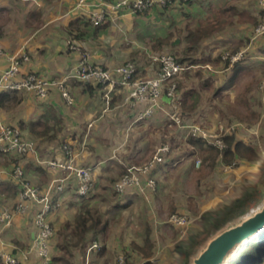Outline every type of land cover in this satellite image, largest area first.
I'll use <instances>...</instances> for the list:
<instances>
[{
    "label": "rangeland",
    "instance_id": "obj_1",
    "mask_svg": "<svg viewBox=\"0 0 264 264\" xmlns=\"http://www.w3.org/2000/svg\"><path fill=\"white\" fill-rule=\"evenodd\" d=\"M18 2L19 0L12 1L6 7L9 9L5 13H0V26H7L10 30L19 24L21 8ZM187 3L188 0L179 1L169 11L161 8L149 10L147 14L145 12L140 15L134 14L132 23L136 33H132L129 27L125 42L124 36L122 37L125 52H115L113 46L105 42V45H108H104L105 53L115 61L132 57L124 61L138 65L136 53L142 57V67L153 63L151 56L162 54L172 55L178 60L187 58L196 61L194 65L196 67L186 63L189 70L177 79V83L180 81L182 86L176 94V99L178 97L181 99L180 103H175L173 113L186 112L187 118L194 119L190 122H196L209 130H215L220 124L226 127L235 125L234 130L238 133V137L251 142L260 157L253 164L238 165L236 162L228 172L217 168L214 170L210 167V160L207 163L203 153L197 147L192 148L189 134L169 120L160 119L159 123L132 127L135 131L132 133L133 136L129 135L128 143H120L114 148L113 154L117 156L116 158L123 155L127 160L126 163L132 164L133 156L138 153L142 161L139 163L140 167H143L150 162L146 163L161 145L168 144L171 147V153L166 158V162L170 165L166 163L162 165V169L166 170L160 176H156L158 192L153 196L155 197L153 202L161 208L158 209L157 217L159 226H155L154 234L156 249L172 245L169 249H172L171 252H176L178 242L190 236L204 234L200 225L201 214L232 203L240 195L244 184H256L264 163V54L262 53L264 36L255 35L256 28L264 21L260 19L263 8L261 0H192L191 5ZM242 12H248L262 21L257 26L240 23L238 19ZM81 13L87 14L83 10ZM169 34L173 36L172 46L167 47L162 53H154L152 49L154 42L159 37ZM240 52L244 55V65L250 67L252 72L242 77L232 89L219 91L230 74V69L224 64L226 61H223L222 57L225 54L235 55ZM252 112L260 116L257 124H254V121L243 122V116L240 115L248 117L253 114ZM240 123L243 125L239 127ZM103 137L87 142L85 151L103 154L107 146L113 147L107 143L110 139L107 138V142H104ZM141 142L148 144L143 147L145 143L141 145ZM198 161L201 162L199 168L191 169L190 166L195 167ZM109 164L112 166L111 172H121L122 169L118 168L114 161H109ZM110 178L112 177L103 180L94 191L92 200L85 204L96 207L102 218L109 222L106 240L101 242L103 245H109L111 249V264H118L121 255L128 257L129 264H141L140 258L131 259L129 254H120V252H136L133 250L132 242L143 245L146 228L151 225L146 196L144 194L133 196V202L127 205L126 200L121 198L125 196L124 194L119 197L114 196V186L119 180L111 182ZM122 202L126 203L127 207L118 209L113 207ZM256 210H252L251 213ZM173 215L186 217L189 227L184 230L175 227L176 225L171 222ZM235 224L215 234L207 235V242L199 252L212 238ZM116 243L119 250L113 248ZM72 250L80 251L74 248ZM235 255L236 252L230 257ZM59 257L61 259L59 264H64L62 260L67 259L65 253H59ZM165 262L169 264L173 261L172 258L166 257Z\"/></svg>",
    "mask_w": 264,
    "mask_h": 264
},
{
    "label": "crops",
    "instance_id": "obj_2",
    "mask_svg": "<svg viewBox=\"0 0 264 264\" xmlns=\"http://www.w3.org/2000/svg\"><path fill=\"white\" fill-rule=\"evenodd\" d=\"M10 1L16 0H0V13H5L9 9H6V7L9 3L11 4ZM108 1L115 2L117 0ZM77 2L78 0H19L18 3L21 8L19 24L10 30L7 26H0V75L8 68L9 59L16 55L29 57V61L22 64L21 72L23 75L35 74L47 79L62 78L73 71L81 59L80 53L89 54L91 64L111 70L125 64L127 61L124 60L132 58L127 57L121 61H115L106 55L105 46H113L115 52H125L122 37L124 36L125 42L126 37L128 38L129 27L132 33H136L132 22L134 20L133 15L137 13L120 11L115 15V20L110 21L108 26L97 29V27L92 26L85 14L75 10ZM156 9L161 8L156 7L153 10ZM105 42L108 45H105ZM71 46H76L79 51L72 50ZM135 56L138 59L136 78L149 79L157 75L159 72L158 65L151 62L152 64L142 67V57L136 53ZM229 71L231 74V70ZM230 74L228 77H230ZM90 85L96 86L94 84ZM102 87V89H96L92 95L81 82L72 79L68 83V90L75 98V104L72 106L67 104L58 90L51 91L46 99L39 98L32 93L18 92L16 98L19 99V102L17 104L8 105L7 107L0 106V127L6 125L18 128L23 138L35 143L36 146L35 154L23 157L5 155L0 151V206L12 208L21 202L17 184L13 178V172L17 166L24 170L27 179L44 192L56 180H65L63 192H58L56 189L52 190L56 210L48 216V220L55 231V236L50 241L53 255L51 264L61 262L59 257L61 252H57L56 249L59 241L58 232L63 230L67 224L74 222L80 211L81 203L78 202L76 194L77 182L71 174L62 170H54L46 162L51 160L66 161L68 156L64 152V147L68 145L73 151L75 163L78 166L92 170L96 189L107 177H112L118 181L122 177V172H127L133 166L140 167L139 163L142 161H140V156L137 153L136 156H133V163L128 164L123 155L116 158L117 156L113 154L114 148L120 143H128L129 135L133 136L132 133L135 131L132 129L135 125L141 126L143 124L144 126L159 123L160 119H167L171 122L168 114H172L174 107H176L172 101L168 102L163 99V111L152 117L140 119L145 107H131L125 104V97L130 90L129 87L119 86L111 91L109 104H107L105 96L111 88L109 86ZM186 114V112L178 114L185 124H197L196 122H190L194 119L187 118ZM240 124H238L239 127L243 125ZM184 131L188 133L187 130ZM101 136H104L102 138L105 140L104 142H107V138L110 139L107 143L113 147L107 146L103 154L86 152L85 145L87 142H92L94 138L98 139ZM142 144L145 147L148 143L141 142ZM152 159L153 157L146 163ZM109 161H114L116 166L122 169L121 172H111L112 166ZM166 161L165 158L164 163L170 165ZM163 164L158 165L150 173V177L156 180L157 187L153 191L148 190L145 198L150 208L148 216L149 223L152 225L149 226L153 231V239L156 232L155 226H159L157 217L161 209L153 202L155 198L153 196L158 192L156 176H160L166 170L165 168L162 169ZM190 167L191 169L199 168L197 166ZM215 168L228 172L232 165L225 164L222 157L219 156L214 170ZM124 195L121 198H124L127 205H129L133 202V196L142 194L136 188H129ZM123 203L115 204V206H125L126 203ZM115 206L113 207L115 208ZM37 210L38 207L31 204L29 211L22 216H17L11 227L7 228L0 225V252L14 255L19 260V264H43L35 251L28 252L34 243L36 233L34 216ZM175 227L184 230L189 225ZM101 241L103 239L95 242L102 244ZM104 245L106 246V244ZM117 247L118 243L113 246L115 250H119L120 248ZM171 247L172 245H167V247L157 250L155 246L154 256L150 261L153 264L156 262L166 264V257H170L173 262H169V264H173L177 259V254L171 252L172 249L169 250ZM110 250L109 245H107L104 255L99 252V249L90 252L88 250L86 252H72L70 263L111 264L110 254L112 253ZM26 253H29L27 260L24 259ZM120 254H129L131 259L132 257H138L141 259V264H145L147 261L138 252H120ZM62 262L67 264L64 259Z\"/></svg>",
    "mask_w": 264,
    "mask_h": 264
},
{
    "label": "built area",
    "instance_id": "obj_3",
    "mask_svg": "<svg viewBox=\"0 0 264 264\" xmlns=\"http://www.w3.org/2000/svg\"><path fill=\"white\" fill-rule=\"evenodd\" d=\"M184 0H117L109 2L108 0H78L75 10L86 11L87 18L94 27H101L115 20V15L120 11L130 13H144L156 7L164 8ZM262 9H264V0H261ZM256 36H264V21L255 30ZM72 50L79 51L76 46H71ZM1 53V49H0ZM81 59L77 67L69 74L58 79H47L35 74H25L21 72L22 64L29 61L26 55L13 56L9 59V66L0 75V91L27 92L47 98L51 91L58 90L67 104H75V98L68 90V83L74 79L78 82L89 83L99 86H109L110 92L106 94V102L109 104V94L119 86L129 87L130 90L125 97V104L131 107L144 106L145 110L140 119L152 117L158 112L163 111V97L171 98L175 102L178 83L177 79L189 67L183 66L177 62V59L168 54L151 56L153 63L160 66L159 72L153 78H136L137 67L135 63L129 62L115 69H106L102 66L91 64L89 54L80 53ZM223 61L230 62V67L235 63L244 60L243 53L235 55L225 54ZM172 124L179 129L187 130L191 138L200 139L206 144L214 147L222 153L226 148L224 137L235 131V126L226 127L218 125L215 130H209L200 124H185L183 119L177 114H168ZM0 151L5 155L29 156L36 153L35 143L25 140L21 131L16 127L2 125L0 127ZM64 152L68 156L66 161L51 160L46 162L54 170L69 172L77 182L76 193L79 198L88 196L95 187L92 170L78 166L75 163L73 151L70 146L64 147ZM171 153V147L168 144L157 148L153 159L143 167H130L127 172L115 184L114 190L117 194H125L129 188H136L140 193L146 196L148 190H155L157 182L150 177V173L160 164H163L165 158ZM200 161L196 166H200ZM13 178L19 185L21 202L10 208L0 206V225L11 227L17 216L26 214L31 204L38 207L34 216V225L36 233L34 243L30 250L35 251L41 258L43 264H51L53 255L50 241L55 235L54 228L48 220V216L56 210V204L53 201L52 190L63 192L65 186L64 179H58L49 189L44 192L38 186L26 178L24 170L17 166L13 172ZM171 222L176 226H186L189 224L184 216L173 215ZM101 248L98 242L88 249V251ZM0 258L3 264H19V260L11 254L0 252ZM29 258V253L24 254V259ZM118 264H129L128 257L121 255L118 258Z\"/></svg>",
    "mask_w": 264,
    "mask_h": 264
},
{
    "label": "trees",
    "instance_id": "obj_4",
    "mask_svg": "<svg viewBox=\"0 0 264 264\" xmlns=\"http://www.w3.org/2000/svg\"><path fill=\"white\" fill-rule=\"evenodd\" d=\"M192 0H188L187 5H191ZM183 5V4H182ZM171 5L162 8L164 11H169L172 8ZM149 11H146L147 14ZM143 13V14H145ZM140 15V13H137ZM260 19L264 20V9L260 12ZM258 17H255L248 12H242L239 15L238 21L240 23L251 24L253 26H257L262 20ZM107 23L104 26L97 27V29L105 28L108 26ZM173 44V36L172 34L159 37L152 46L154 53H162L165 51L167 47L172 46ZM264 54V50L262 51ZM219 59H221L219 57ZM177 62L183 66H186L188 63L191 66L195 65V61L188 60L187 58H182L180 60L177 59ZM157 65V64H156ZM188 65V66H189ZM227 68L230 67V62H225ZM160 68V66L158 65ZM187 67V66H186ZM231 74L225 81L219 91H228L232 89L245 75H249L252 72V69L246 65H244L243 60L235 63L230 67ZM89 91L90 94L93 95L96 89H102V86H92L88 83H82ZM181 82H178V89L181 90ZM18 92L13 91H0V106L7 107L8 105H15L19 102V99L16 98ZM177 98V95H176ZM175 98L174 103H180V97L178 99ZM184 99V98H183ZM261 105H263L261 103ZM251 118L242 117V121H254V124L260 120L259 114H255L252 112ZM247 116V115H246ZM251 127V126H250ZM224 141L226 144V148L222 153V160L227 165H233L238 162L239 164L247 163L253 164L259 160V154L255 148V146L251 142H247L238 137V133L236 130L231 132L230 134L224 137ZM189 143L191 146L197 147L201 153H203V157L205 161L208 163L210 160L211 168L213 169L216 165V161L220 154L215 150L212 146H206L207 144L200 140L190 138ZM208 153V154H206ZM3 154V153H2ZM126 172H122V176ZM111 182H115L116 179L111 178ZM117 183V182H116ZM115 183V184H116ZM17 184V183H16ZM18 192L20 193L19 185L17 184ZM96 190V187L91 191V193L86 197L79 198L78 202L81 203L80 211L76 216L75 220L71 224H67L63 230L58 232L59 241L57 243V252L65 253L67 259L65 260L67 264H71V257L73 248L78 249L80 251L86 252L95 241L103 239L106 240V235L108 231V220H104L102 216L99 214V211L96 207H92L86 202L92 200L93 193ZM77 194V193H76ZM114 196L118 197V194L114 192ZM264 204V163L260 169V177L256 184H244L242 186V191L240 195L235 198L232 203L223 206L217 210H207L203 212L200 216V225L203 228L204 234H197L194 236H190L189 238L182 240L176 244V254L177 259L173 264H191L194 258L199 255V251L202 248L203 244L207 242L208 236L211 233H216L224 228L237 223L245 216L249 215L252 210H256L260 208ZM126 206L117 205L115 208H122ZM55 236V235H54ZM52 237V239L54 238ZM133 250L140 253L144 259H146L145 264H153L150 259L154 256L155 252V242L153 239V231L152 228L148 225L145 231V237L143 240V245H139L138 243L132 242ZM99 252L102 255L106 252V246L103 245ZM236 252L235 257H230L229 260L225 264H264V231L260 234L249 240L247 243L240 246ZM70 258V259H69ZM0 264H3L0 260Z\"/></svg>",
    "mask_w": 264,
    "mask_h": 264
},
{
    "label": "water",
    "instance_id": "obj_5",
    "mask_svg": "<svg viewBox=\"0 0 264 264\" xmlns=\"http://www.w3.org/2000/svg\"><path fill=\"white\" fill-rule=\"evenodd\" d=\"M171 102V98L164 97ZM264 231V204L212 238L192 264H225L240 246Z\"/></svg>",
    "mask_w": 264,
    "mask_h": 264
}]
</instances>
